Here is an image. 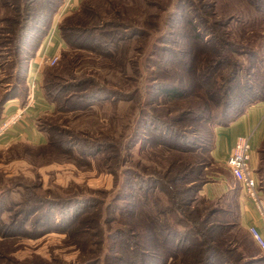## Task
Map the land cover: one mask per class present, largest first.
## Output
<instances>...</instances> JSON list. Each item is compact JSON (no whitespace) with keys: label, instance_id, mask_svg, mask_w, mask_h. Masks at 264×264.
Here are the masks:
<instances>
[{"label":"trees","instance_id":"16d2710c","mask_svg":"<svg viewBox=\"0 0 264 264\" xmlns=\"http://www.w3.org/2000/svg\"><path fill=\"white\" fill-rule=\"evenodd\" d=\"M98 1L85 0L79 11L70 13L59 24L61 37L68 50L62 53L66 62L60 71L64 70L67 76L55 74L52 80L44 84L46 100L51 104L56 103V115L73 110L93 111L97 105L95 103L103 108L106 101L117 105L120 101L135 99L140 112L125 147L143 139L144 135L139 131L145 128L153 138L157 137L151 141L153 146L161 145L167 151H175L185 160L182 158L177 163L171 161V174L167 173V176L156 169L148 172L121 169L120 175L124 179L117 189L115 200L120 201L128 196L134 198L133 202L123 207L121 218L116 217L115 213H111L110 217L100 215V221H104L108 228L105 231L100 228L101 240L85 237L84 241L96 248L87 255L82 254L79 264H264V253L257 252L256 243L249 235H244L241 241L227 239L226 233L233 228L243 227L239 190L236 188L216 199L201 195L205 184L215 180L205 170L208 165L216 163L212 156L216 129L232 123L253 103L264 99V2L249 0L253 9L251 15H245L240 9H235L232 15L223 14L217 3H214L209 7L217 5L218 11L215 12L219 18L209 21L210 27L207 29L200 30L197 17L192 14L188 24L193 25L187 27L191 28V34H184L188 31L180 29V22H187L184 16L193 13L187 6L193 3L192 0H103L101 5ZM64 2L0 0V17L4 15L2 22L8 26V40L15 51L12 54V83H4L10 78L0 76V119L8 102L19 100L22 106L28 103V72L39 50L37 46L32 51L35 40L39 41L40 46L49 35L54 17ZM3 9L7 11L6 16ZM181 32L184 35L179 37ZM178 37L185 42H176ZM205 37H208L209 43ZM143 40L148 42L139 47L143 50L141 58L137 56V60H131L128 64H110L108 69L120 68L122 71L124 68L121 72L124 74L125 65L133 64L134 68L137 67V74H141L139 77H143V72H150L153 57L164 54L169 57L167 62L172 71L177 69L181 75L156 72L161 75L158 78L160 80H150L149 77L147 84L142 82L136 86L134 93H127L107 86L108 79L103 78V83L97 76L80 68L83 51L97 58L116 61L122 55L125 57L131 43ZM192 41H198V48H193L195 45H191ZM168 42L177 44L179 48L166 46ZM69 53L74 54L73 57L69 58ZM73 65L78 68L74 73ZM123 78L119 84L128 86L126 77ZM73 100L84 103L79 106ZM148 106L151 107V114ZM156 106L167 108V114H172L169 120H160V110ZM38 121L37 127L46 136V144L37 147L31 144V147L49 152L61 150L64 154L82 160L75 154V149L82 148L79 147L80 138L70 134L71 140H65L56 134L50 135L51 128L42 120ZM89 141L92 147L90 152L85 153L84 149H80L86 160L88 155H94L93 159H97L101 151L115 148L114 142L107 137L91 138ZM67 145L69 149L65 151ZM259 154L256 171L262 188L264 145ZM207 156L211 157L210 161ZM127 186L132 193L127 191ZM66 200H44L49 204L48 211L40 210L39 205L32 204L31 199L27 200L24 208L17 213L21 217L17 225L20 230L18 234L25 231L22 235L29 236L27 224L30 223L33 229L32 225H37L39 219L41 222L53 216L54 208L71 207L72 202ZM44 201L40 202L43 204ZM97 202L94 205L98 204L102 211L105 206L109 210L116 206L114 203L104 206L102 201ZM0 212H3V208H0ZM76 215L78 213L72 212V220H67L65 214L60 226L77 243L79 239L73 230L82 226H78L81 217ZM32 216H35L34 220H31ZM49 222L38 225L43 227ZM13 225L1 226L0 233L4 237L13 236L17 232L11 227ZM41 230L50 229L43 227ZM16 264L44 263L31 260Z\"/></svg>","mask_w":264,"mask_h":264},{"label":"rangeland","instance_id":"374dc122","mask_svg":"<svg viewBox=\"0 0 264 264\" xmlns=\"http://www.w3.org/2000/svg\"><path fill=\"white\" fill-rule=\"evenodd\" d=\"M98 2L101 5L103 0ZM192 2V4L188 3L187 6L193 13H187V15L184 16L187 22L185 20L184 22L183 20L180 22V29L188 31L184 34H191V31H189L191 28L187 27H191L190 24L192 23L188 24V19L192 14L197 17L200 30L210 27L209 21L212 22L219 18L216 16L215 12L218 11L217 5L220 12L222 11L223 14L232 15L235 9H240L245 15H251L253 12L249 0H192ZM260 2L263 3L264 1L260 0ZM214 3H217V5L210 8L209 6H212ZM69 7L72 9V5H69ZM80 7L81 6L77 9L73 8L71 14L79 11ZM2 12L6 13L5 16L7 15L5 9H3ZM3 17L4 15L0 17V64L2 71L0 76L1 78L8 79L13 73L11 67L14 65V58L12 54L15 51L8 40V26L5 22H2ZM184 34L181 32L179 37ZM179 37L176 39V42L184 43L185 41L180 40ZM46 38L42 41L40 46L38 45L39 41L35 40V47L32 51H35L37 46L39 47L38 49H40ZM173 39L174 38H171V40ZM205 39L207 43H209L208 37H205ZM147 42V40H143V42L135 41V43H131L129 51L124 54L125 57H122V55L118 57L116 61L97 58L83 51L84 54L81 55L82 66L80 68L86 73L97 76L102 82L103 78L108 79L107 86L115 88L117 91L121 89L127 93H134L136 86L141 85L142 82L147 84L149 77L150 80H160L158 78L161 77V75H158L156 72H162L164 74L172 72L177 73L178 76L181 75L180 72H177V69L175 72L172 71V67L169 66V62H167L169 57L167 58L164 54L153 57L154 59L152 60L154 61L151 66H149L150 72L149 70L143 72V77H139L141 74H137V67L134 68L133 64L125 65L124 74H122L124 68L122 71H120V68L108 69L110 64H128L131 60L141 58L143 50H140L139 47L144 46ZM79 43L85 44L82 42ZM196 44H199L198 41H192L191 45H195L193 46L194 49L198 48ZM165 45L173 49L179 48V46L173 42H168ZM188 49L191 51V48ZM64 52H68L67 44L61 54L55 56L58 58V61L52 65L49 63L47 68H45L46 71L42 75L43 80L41 82L42 92L44 84L52 80L55 74L60 73L63 76H67L63 73L64 70L60 71L62 64L66 62L62 54ZM73 55L74 54L69 53L68 57H73ZM73 67L74 73L78 68H76L75 65H73ZM111 68H113V66H111ZM122 76L124 78L126 77L125 80L128 81V86L119 84ZM12 80V78L4 80V83H12ZM34 90L35 85H29V101L24 106L20 105L18 111L5 113L4 107V113L0 119V127L7 119H10V117L20 112L22 109L25 111L23 118L25 117L26 110L34 103ZM70 90L71 89H69V91ZM31 96L33 102H31ZM132 98L134 97L132 96ZM60 100L61 99H59V103L61 102ZM73 101V103H79V106L84 103L78 100ZM95 104L97 105L94 106L93 111L73 110L55 115L56 103H53V111L41 115V119L38 121L40 122L42 120L43 123H46L47 126L51 128L50 135L56 134V136L65 140H71L70 134H74L80 138L79 147L82 146V148L75 149V154L82 160L74 158L71 154H64L61 150L49 152L48 150L33 148L31 147V143L26 141L11 142L3 148L0 147V208H3V212H0V227L6 224H14L11 227L17 231L14 234H17L16 236L8 235V237H4V235L0 233V264L24 263L30 262L31 260H41L44 264H79L82 261V254L87 255V253L96 248L92 243L84 241L85 237L93 238V240L96 241L101 240L100 228H103V231L108 228L107 225H104V221H100V215L103 217H110L112 216L111 213H115L116 217L121 218L122 210H124L123 207L129 202H133L134 198L128 196H125L120 201L115 200L118 194L117 189L124 179L123 175H120L121 169H131L133 172L141 171V169L147 172L156 169L159 173H165L167 176L171 174L169 171V169H171L169 163L171 161L177 163L183 158L178 156L177 152L172 150L167 151V149L161 145L153 146L151 141L156 140L157 137L153 138L145 128H141L139 131L143 133V139L137 140V144L134 143L133 145L125 147L124 144H126V140L133 134L136 126L135 122L140 112V106H137V101H135V99H133V101H120L117 105H113L111 102L106 101L103 108H101L99 103ZM148 107L151 114V107ZM156 107H159L158 110H160L158 115L160 120H169L172 114L170 116L167 114L165 111L167 108L161 106ZM23 118L20 119L21 121L19 123L10 126L0 138V141L8 135L12 129L23 126ZM105 137L110 138L111 141L115 143H113L115 148L109 149L108 151L106 150L105 152L101 151L97 154V159H93L94 155H88V160L84 159L80 149H84L85 153L91 151L92 147L90 146L89 139H104ZM45 144L46 142L42 145ZM68 149V145L65 146V151H68ZM206 158H209L208 161L211 160L210 156ZM205 171L211 179H217V174L220 173V170L214 162L208 165ZM11 190H13V192H10ZM127 191L132 193L129 187ZM55 198H64L67 199L66 201L70 200L72 206L69 207L66 205L64 209L56 207L53 209V216L43 219L41 222L39 219V223L50 221L46 226H43L47 230L50 229L49 231L41 230L43 227L41 226V228L40 225H38L39 223L35 226L32 225V229L29 225L30 223H28L29 236L22 235L25 231L18 234L20 230L17 228V225L21 217L17 216V213L24 208L27 200L31 199L32 204L36 206L39 205L40 210L48 211L47 208L49 204L44 200L52 201V199ZM42 200L44 201L43 204L40 202ZM96 201H102L105 203L104 206L113 203L116 204V206L111 207L110 210L105 206V210L102 211L98 204L96 206L94 205ZM116 207L121 210H118ZM72 212L78 213L76 216L80 215L81 217L78 226L82 227L73 230L75 232V237L79 239L77 243L68 235V232L63 231L64 227L60 226V220L65 214L68 217L66 218L67 220H72L75 216V214H73V217H71ZM103 217L102 220L104 219ZM34 219L35 216H32L31 220ZM110 225H108L109 229L111 228ZM7 230L8 229H6L5 232ZM244 235H249L250 238H252L249 230L242 226L233 228L229 233H226L227 239H235L236 241H241ZM221 238L220 236V239ZM252 241L254 242L253 238ZM241 247L243 248L242 245ZM255 247L257 252L259 251L260 254H263V251H261L256 244Z\"/></svg>","mask_w":264,"mask_h":264},{"label":"crops","instance_id":"0c3cea01","mask_svg":"<svg viewBox=\"0 0 264 264\" xmlns=\"http://www.w3.org/2000/svg\"><path fill=\"white\" fill-rule=\"evenodd\" d=\"M85 0H65L60 11L55 15L52 29L41 48L37 51L35 58L28 72V84L35 85L34 103L31 104L23 118V126L12 129L0 141V147H5L11 142L26 141L28 143L42 145L46 142V136L37 127V121L43 114L51 113L53 105L49 103L42 92L41 82L43 80V70L49 65L50 60L61 54L66 48L61 34L59 24L69 15L73 8H78ZM72 5V9L68 6ZM70 10V11H69ZM33 102V101H32ZM20 101H10L5 106V113L16 112L20 108ZM244 136L250 139L251 151L253 154L252 167L256 171L259 164V151L264 145V99L253 103L247 110L239 115L227 126H220L215 131V146L212 156L216 166L220 170L214 182L207 183L202 188L201 195L209 199H216L223 194L239 190V205L241 208V221L246 229L257 227L262 231V223L258 219L257 211L244 198L239 184L227 168V160L231 156L232 149L237 141V137ZM258 176V173H257ZM258 181L259 176H258ZM264 191V186L262 187ZM264 253V252H263Z\"/></svg>","mask_w":264,"mask_h":264},{"label":"built area","instance_id":"2783aa9c","mask_svg":"<svg viewBox=\"0 0 264 264\" xmlns=\"http://www.w3.org/2000/svg\"><path fill=\"white\" fill-rule=\"evenodd\" d=\"M69 9H71L68 6ZM58 58H52L50 64H55ZM32 102V96H31ZM23 110V109H22ZM16 113L0 127V138L5 131L17 123H19L24 116V110ZM227 160V168L236 180L237 184L242 190L244 198L257 211L258 219L262 223V231L257 227L249 229L250 235L256 245L264 252V191L260 188L257 171L252 167L253 154L251 151L250 139L244 136L237 137V141Z\"/></svg>","mask_w":264,"mask_h":264}]
</instances>
